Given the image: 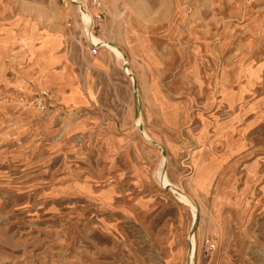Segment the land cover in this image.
Returning a JSON list of instances; mask_svg holds the SVG:
<instances>
[{"label":"rangeland","instance_id":"1","mask_svg":"<svg viewBox=\"0 0 264 264\" xmlns=\"http://www.w3.org/2000/svg\"><path fill=\"white\" fill-rule=\"evenodd\" d=\"M91 6L0 0L76 73L0 90V264H264V0H100L95 56Z\"/></svg>","mask_w":264,"mask_h":264},{"label":"crops","instance_id":"2","mask_svg":"<svg viewBox=\"0 0 264 264\" xmlns=\"http://www.w3.org/2000/svg\"><path fill=\"white\" fill-rule=\"evenodd\" d=\"M3 12V9L0 8V16L3 15ZM25 23L32 25L40 35V38L35 40L33 43V46L36 50L33 61L31 60L32 52H30V50L27 48H24L23 43L20 40L19 33ZM39 23L40 21L38 19L26 18L25 14H20L9 19H2V17H0V90H6L5 85H7L8 90L14 93L16 85H23L21 80L18 78V75H23L27 70H30L32 62H40L43 55L47 60L46 64H48V66L46 73L49 76L51 75L53 68L58 72H62L64 63L66 61H69L71 64L68 75L74 74L76 76L75 70L73 69V64L68 59V55L66 56L64 52H62L64 49L63 35L56 31H49L48 29L43 28ZM54 35H60L61 38L58 39L54 37ZM15 51H22L24 54H28L27 61L23 62L24 58L22 59L21 56L14 55ZM29 59L31 63L28 62ZM37 71L38 68L34 67L32 76H34ZM5 76H8V80L6 82H4ZM23 81L34 89L38 88L31 77H23ZM73 84H77V77ZM80 89L84 96H86V98L89 100L88 105H90L92 103V99L90 98L88 91L82 87H80ZM48 92H53L57 95L58 105L61 109H63L65 105L63 102H61V98L57 92V87L53 86Z\"/></svg>","mask_w":264,"mask_h":264},{"label":"built area","instance_id":"3","mask_svg":"<svg viewBox=\"0 0 264 264\" xmlns=\"http://www.w3.org/2000/svg\"><path fill=\"white\" fill-rule=\"evenodd\" d=\"M99 2L100 0H91V4H92L91 7L93 8L92 9L93 13L91 17L92 26L87 27V31H86V36L88 39V47L90 49L91 54L94 56L97 55L99 51L102 49L101 45H96L92 41V37L93 36L97 37V34L101 31V27L103 23V14L101 13L99 8ZM78 9L81 14H83V12L86 11V9L87 11L90 10V9L88 10L87 6L83 4H78ZM70 21L71 19L67 22L68 27L72 25V22ZM54 100H55L54 94H52L51 92H41L35 99V105L41 111H46L51 108Z\"/></svg>","mask_w":264,"mask_h":264},{"label":"bare ground","instance_id":"4","mask_svg":"<svg viewBox=\"0 0 264 264\" xmlns=\"http://www.w3.org/2000/svg\"><path fill=\"white\" fill-rule=\"evenodd\" d=\"M84 13H88L87 11H84L83 12V14ZM93 40L95 41V43H97L98 41H97V39L96 38H93ZM103 46V45H102ZM101 46V47H102ZM104 47H106V48H108V49H113V47L110 45V44H105L104 45ZM37 65V64H36ZM40 67V66H39ZM39 71V70H38ZM45 71V70H44ZM43 71V72H44ZM41 74V73H40ZM24 76V75H23ZM36 81V80H35ZM48 81V80H47ZM50 81V80H49ZM35 83H37V82H35ZM45 86V85H44ZM43 87V86H42ZM47 88V87H46ZM42 92H48V91H46V90H41ZM200 168V167H199ZM256 181V180H255ZM179 198L181 199V200H184L185 202H187V200H185L183 197H182V195H180V193H179ZM186 198V197H185ZM188 203V202H187ZM189 204V203H188ZM194 205V204H193ZM192 207V206H191ZM193 212H194V219H198V217H197V214H196V211H195V209L193 208ZM191 239V241H190V243H191V245H192V250H195V248H196V246H197V241H196V236H191L190 237ZM191 247V246H190ZM191 251V250H190ZM196 253V252H195ZM190 260V259H189ZM191 260H192V257H191Z\"/></svg>","mask_w":264,"mask_h":264}]
</instances>
